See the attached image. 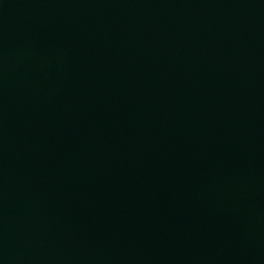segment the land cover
I'll return each mask as SVG.
<instances>
[{
  "label": "water",
  "instance_id": "water-1",
  "mask_svg": "<svg viewBox=\"0 0 264 264\" xmlns=\"http://www.w3.org/2000/svg\"><path fill=\"white\" fill-rule=\"evenodd\" d=\"M0 264H264V0H0Z\"/></svg>",
  "mask_w": 264,
  "mask_h": 264
}]
</instances>
